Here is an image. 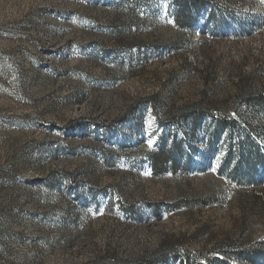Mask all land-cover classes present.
<instances>
[{
	"label": "rangeland",
	"instance_id": "374dc122",
	"mask_svg": "<svg viewBox=\"0 0 264 264\" xmlns=\"http://www.w3.org/2000/svg\"><path fill=\"white\" fill-rule=\"evenodd\" d=\"M193 2L181 25L174 0H0V264H246L214 246L264 240V133L233 112L264 86V0Z\"/></svg>",
	"mask_w": 264,
	"mask_h": 264
},
{
	"label": "trees",
	"instance_id": "16d2710c",
	"mask_svg": "<svg viewBox=\"0 0 264 264\" xmlns=\"http://www.w3.org/2000/svg\"><path fill=\"white\" fill-rule=\"evenodd\" d=\"M178 6L177 23L181 25H188L190 22V11L197 9V4H193V0H174ZM209 14V13H208ZM240 106L247 109L248 114H251L253 121L245 118L244 128L246 132L255 130L256 133H264V127L260 124V120L264 117V86L259 89L248 88L240 92L235 101V108L233 112L238 111ZM190 115H195L194 121L200 119L205 112L204 108H199L198 104H193L185 108ZM184 111V110H183ZM210 117L215 119L218 125H227L234 127V118L229 114L214 115L212 112H207ZM184 116L188 114H183ZM254 120H257V125H254ZM255 126V127H254ZM159 156L162 157L161 161ZM149 159L152 163L153 169L157 172L164 168L165 164L170 161L169 154L165 151L159 153L149 154ZM245 182V189L251 192L250 199L252 201V210L264 215V167L261 169L257 165L252 167L250 174H247L243 180ZM214 249H219L225 253H231L237 260L246 264H255L257 261H262L264 264V240H260L255 244H241L234 241H222L214 246Z\"/></svg>",
	"mask_w": 264,
	"mask_h": 264
}]
</instances>
